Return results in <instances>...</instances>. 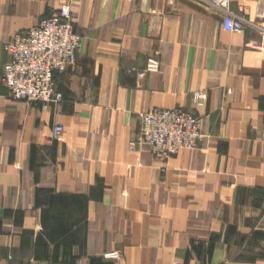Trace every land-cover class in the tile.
Wrapping results in <instances>:
<instances>
[{"label":"crops","instance_id":"crops-1","mask_svg":"<svg viewBox=\"0 0 264 264\" xmlns=\"http://www.w3.org/2000/svg\"><path fill=\"white\" fill-rule=\"evenodd\" d=\"M62 1L0 0V264H264V37L202 0H69L63 99L11 97L5 43ZM231 7L255 19L264 0ZM174 106L199 145L133 150L142 114Z\"/></svg>","mask_w":264,"mask_h":264},{"label":"built area","instance_id":"built-area-1","mask_svg":"<svg viewBox=\"0 0 264 264\" xmlns=\"http://www.w3.org/2000/svg\"><path fill=\"white\" fill-rule=\"evenodd\" d=\"M222 15L223 25L230 31H243L250 25L264 37V7L255 19L231 7L232 0H202ZM83 35L75 28L72 3L63 0L51 14L36 24L18 30L5 43L10 54L4 66L3 82L10 96L28 102H59L63 93L58 89L56 76L77 63ZM206 94L196 92L194 101L204 105ZM63 124L53 128L54 139H61ZM200 117L192 108L183 106L154 107L142 114V127L132 141L134 150L139 143L151 145L153 154L167 160L182 148L197 147L204 137ZM120 250L106 252L118 258Z\"/></svg>","mask_w":264,"mask_h":264}]
</instances>
